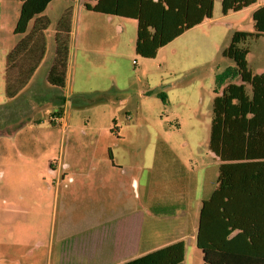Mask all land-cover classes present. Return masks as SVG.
Here are the masks:
<instances>
[{
    "label": "rangeland",
    "instance_id": "rangeland-1",
    "mask_svg": "<svg viewBox=\"0 0 264 264\" xmlns=\"http://www.w3.org/2000/svg\"><path fill=\"white\" fill-rule=\"evenodd\" d=\"M261 2L223 14L220 0H214L208 21L185 30L154 57L135 53V19L109 18L69 0L51 3L53 9L42 13L51 20L49 29L67 24L72 31L66 85L56 91L46 84L49 35L47 61L34 78L39 86L28 85L10 103L9 122L0 124V130L24 124L14 134L0 133V264H57L67 224L79 225L99 203L92 185L103 180L117 210L125 208L124 197L133 203L138 198L146 214L147 201L158 206L162 199H183L185 192L191 217L206 190L216 186L219 161L208 146L215 76L233 65L221 52L234 30L255 31L252 12ZM19 8V0H0V102L5 53L23 36L13 32ZM246 45L248 67L264 72V34ZM246 89L251 92L248 84ZM59 108L61 115H55ZM157 206L152 212L161 232L170 218L160 216L173 210Z\"/></svg>",
    "mask_w": 264,
    "mask_h": 264
},
{
    "label": "trees",
    "instance_id": "trees-1",
    "mask_svg": "<svg viewBox=\"0 0 264 264\" xmlns=\"http://www.w3.org/2000/svg\"><path fill=\"white\" fill-rule=\"evenodd\" d=\"M13 32L25 34L6 55L5 93L23 89L46 51L41 14L51 0H19ZM214 0H82L86 10L136 20L135 53L154 57L158 49L185 30L212 17ZM258 0H220L221 11H238ZM70 10L66 13L69 15ZM254 32L234 30L221 54L233 61L215 76L209 150L218 159L216 186L201 200L195 235L203 264H264V72L248 67L249 38L264 34V2L252 12ZM33 20L27 32L29 22ZM55 56L47 81L63 88L70 27L55 30ZM16 68L12 76V69ZM13 77V78H12ZM250 86L251 92L246 89ZM106 95V94H105ZM166 101V95L156 92ZM109 98L108 96H104ZM60 97V104H63ZM62 108L55 115H61ZM24 124L0 133L14 134ZM111 157L110 150H108ZM185 243L179 240L123 264H183Z\"/></svg>",
    "mask_w": 264,
    "mask_h": 264
},
{
    "label": "crops",
    "instance_id": "crops-1",
    "mask_svg": "<svg viewBox=\"0 0 264 264\" xmlns=\"http://www.w3.org/2000/svg\"><path fill=\"white\" fill-rule=\"evenodd\" d=\"M53 1L54 0H51L48 3L44 11H47V9H50L51 11L53 9L50 7ZM69 1L75 2L79 7H84L82 4V0H79V2L78 0ZM73 10L74 7L73 5H71V14H73ZM41 15L49 18L47 14ZM107 16L111 18L112 16L118 15ZM208 20L209 19H206L205 21ZM49 27L44 30L46 41L45 54L42 58V61L29 79L28 83L12 98H8L5 93V100L3 102H0V124H6L9 122L10 103L17 100L25 91L28 85L33 84L36 88L39 86L36 81H34V78L42 63H45V61H47V54L48 51H50L48 50L49 35H51L52 55L51 60H49V64L44 73L45 81L46 84L49 85V87L56 89V91L61 89L59 87L51 85L46 79L48 71L54 61L56 46L53 39L55 37L56 31L49 29ZM71 33L72 31H70V34ZM24 35L25 34H23V36H21L18 41H20L24 37ZM15 45L12 46L11 49L7 52H10L15 47ZM7 54L8 53H5L3 66L4 77ZM12 70H14V68ZM65 85L66 77L64 87ZM32 92L34 93V95H36L35 89L32 88L29 90V94L31 96ZM56 97L59 98L58 102L60 103V97L63 96H58L57 92ZM167 176L170 178L169 180L181 181V178L178 175L168 174ZM102 183L103 185H100V182L99 185H92L93 188H97L99 190V203L94 206L91 212H88L89 214L83 216L80 219L79 225L77 223L74 224V222H72L71 220L70 224H67V229L63 234L65 240H63L62 244L59 245V248L57 250V264H123L127 261L138 258L144 254L150 253L179 240H183L185 243L183 264H203L201 254H199V256L197 254V251L199 249L194 246L198 225V213L202 198L198 201L196 209L189 219L187 217V198L185 197V192L181 193L184 194L183 199L181 198V196L174 199H162L158 203V206H161L162 209H166L167 211H170L172 209L173 214L160 216L166 220L169 218L170 219L161 232H156V219H158L159 216L154 215V213L152 212V207L157 206L156 202L152 203L151 200L147 201L148 206L145 209L146 214H144L140 213L139 211L138 198L133 203V200L124 197L123 201L121 202L123 205H126L125 208H122V210H117L116 208L111 206L110 201H108L115 194L110 191V187L106 186V180H103ZM214 187L215 185L209 187L206 190V194H209L214 189ZM181 188V186L178 187L179 190H181ZM155 210L156 209L154 208L153 211ZM177 211H182L183 213L180 214ZM170 220H175V222L172 224ZM188 221L191 224V231L189 233L187 232ZM261 244L264 246V235ZM261 250L264 251V249ZM63 254L65 256H63Z\"/></svg>",
    "mask_w": 264,
    "mask_h": 264
}]
</instances>
